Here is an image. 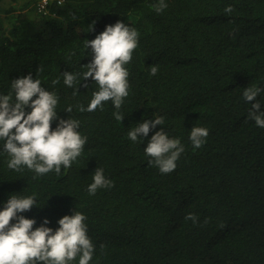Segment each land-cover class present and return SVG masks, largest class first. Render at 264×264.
I'll return each instance as SVG.
<instances>
[{
  "label": "trees",
  "instance_id": "16d2710c",
  "mask_svg": "<svg viewBox=\"0 0 264 264\" xmlns=\"http://www.w3.org/2000/svg\"><path fill=\"white\" fill-rule=\"evenodd\" d=\"M3 1L0 95L14 101L12 81L31 73L56 94L59 118L80 122L87 142L71 168L37 176L9 169L0 140V211L10 195L35 194L36 207L22 214L36 221L33 230L44 219L55 230L59 219L81 212L95 249L89 264H264V129L249 118L257 101L264 112V91L243 99L248 87L264 89V0H164L161 13L159 0H54L46 14L39 0H11L16 5L7 9ZM117 21L139 33L124 65L129 95L121 122L111 101L79 111L99 91L82 77L91 62L87 40ZM64 72L80 74L72 88ZM159 117L164 123L148 137L128 138L132 127ZM193 127L209 131L199 149L189 140ZM161 130L184 147L168 174L144 152ZM97 168L113 186L90 195Z\"/></svg>",
  "mask_w": 264,
  "mask_h": 264
},
{
  "label": "clouds",
  "instance_id": "9594fccd",
  "mask_svg": "<svg viewBox=\"0 0 264 264\" xmlns=\"http://www.w3.org/2000/svg\"><path fill=\"white\" fill-rule=\"evenodd\" d=\"M48 7L42 13H48ZM154 7L157 13H161L167 4L159 0ZM232 11L231 6L225 8L228 14ZM138 36L134 28L117 21L114 25L106 26L94 40H87L86 47L91 49V62L84 66L86 71L82 77L83 81L91 78L99 91L93 92L86 109L83 105L79 106L80 112H94L102 108L104 102L111 101L116 109L113 113L115 119L120 122L124 119L119 111L129 95V72L124 65L132 60V54L138 46ZM150 71L155 76L158 66H151ZM78 75L64 72V84L72 88ZM56 83L58 81H53V84ZM11 88L15 95L14 101L11 94L0 95V140L4 142V152L10 157L8 168L21 172L26 167L37 176L53 171L60 174L62 166L64 169L71 168L87 142V137H82L78 131L80 122L71 118L60 119L55 111L58 103L56 94L43 88L41 81L33 79L31 73L13 80ZM77 91L75 89L73 95ZM262 91L264 89L255 86L248 87L243 91V99L246 102L255 101ZM29 108L31 111L26 112ZM260 108L259 101L251 104L249 118L264 129V112H260ZM71 111L69 107L65 112ZM54 121L57 126L53 130L51 125ZM163 123V117L143 120L129 130L128 138L135 143L138 137H148L150 130ZM208 135L207 128L193 127L189 140L199 149ZM144 152L151 158L150 165L157 167L162 174H168L176 169V162L184 152V147L180 140L170 138L169 134L161 130L152 135ZM92 180L87 189L90 195H95L98 189L113 186L102 168L95 170ZM36 204L35 194L28 197L13 194L4 204L0 211V264H70L78 256L79 264H89L95 249L87 235V217L74 211L71 216L59 219V227L55 230L46 226L50 223L47 219L33 230L36 221L22 214L36 207ZM185 219L194 224L197 222V217L191 213Z\"/></svg>",
  "mask_w": 264,
  "mask_h": 264
},
{
  "label": "built area",
  "instance_id": "2783aa9c",
  "mask_svg": "<svg viewBox=\"0 0 264 264\" xmlns=\"http://www.w3.org/2000/svg\"><path fill=\"white\" fill-rule=\"evenodd\" d=\"M50 2L51 0H41L40 3L38 4L39 12H45Z\"/></svg>",
  "mask_w": 264,
  "mask_h": 264
},
{
  "label": "rangeland",
  "instance_id": "374dc122",
  "mask_svg": "<svg viewBox=\"0 0 264 264\" xmlns=\"http://www.w3.org/2000/svg\"><path fill=\"white\" fill-rule=\"evenodd\" d=\"M13 4H14V6L16 5L14 2H11V0H4L3 1V7L6 9L11 7Z\"/></svg>",
  "mask_w": 264,
  "mask_h": 264
}]
</instances>
